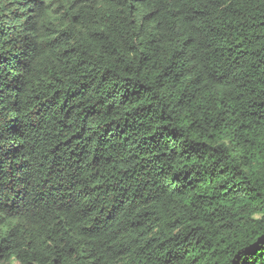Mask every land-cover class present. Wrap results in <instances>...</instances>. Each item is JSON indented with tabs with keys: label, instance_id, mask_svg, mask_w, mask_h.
I'll return each instance as SVG.
<instances>
[{
	"label": "trees",
	"instance_id": "1",
	"mask_svg": "<svg viewBox=\"0 0 264 264\" xmlns=\"http://www.w3.org/2000/svg\"><path fill=\"white\" fill-rule=\"evenodd\" d=\"M0 264H264V0H0Z\"/></svg>",
	"mask_w": 264,
	"mask_h": 264
}]
</instances>
